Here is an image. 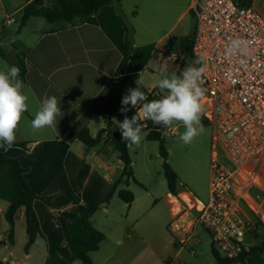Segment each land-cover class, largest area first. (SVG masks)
I'll use <instances>...</instances> for the list:
<instances>
[{
  "label": "crops",
  "instance_id": "obj_1",
  "mask_svg": "<svg viewBox=\"0 0 264 264\" xmlns=\"http://www.w3.org/2000/svg\"><path fill=\"white\" fill-rule=\"evenodd\" d=\"M194 1L191 0L177 20L193 9ZM26 4V0H10L13 10L6 14L0 0V42L15 38L10 49L0 47L4 54V58L0 57V71H7L15 65L18 55H23L22 91L28 97V110L19 123L15 140V143L26 142L27 145L25 148L13 146L5 151V155L25 169L23 176L39 197L32 207L42 237L36 238L28 252L24 251V210L20 209L17 220L22 221L24 232L16 235L14 230L12 242L7 235H0V264H82L64 241L57 221L60 212L87 219L103 233L99 248L89 254L91 264H214L213 257L205 263L198 259L190 262L180 259L187 244L174 242L172 234L183 238L188 230L194 233V214L190 213L191 206L187 202L191 199L193 205L199 201L182 182L177 179L175 194L167 190L162 200L154 203V207L161 202L167 208V221L149 214L148 202L140 193L135 196L131 184L136 183L132 181L127 186L119 184L116 187V192L128 189L134 193L131 204L123 202L116 192L105 204L104 200L122 170L110 134L103 133L101 140L91 148L76 138L83 129L95 137L105 127L102 117L95 113V107L113 97L117 82L135 88L140 73L144 79V92L157 88L151 65L161 54L166 55V59L172 54L170 40L163 44V39L177 22L169 25L176 0H121L75 25L49 24L32 17L22 29L12 32L8 27L13 22L3 25V20L18 13L20 22ZM251 5L264 17V0H252ZM30 21H34L33 26L25 30ZM125 26L131 32L132 52L124 72L117 76L125 47ZM159 28L163 32L157 35ZM50 96L60 101L62 116L56 118L54 127L34 131L31 121L42 101ZM111 121L118 124V115ZM169 196L176 202L177 211ZM137 198L143 199L142 204H138ZM15 199L13 182L2 173L0 226L7 234L4 211L8 202ZM242 213L249 219L256 217L244 207ZM262 217L264 219V215ZM181 218L175 228L174 223ZM66 225L70 236L88 239L87 230L77 221L69 218ZM252 239L253 243L247 244V248L257 244ZM16 247L22 251L15 252ZM188 254L195 253L189 250ZM244 262L264 264V250L246 257Z\"/></svg>",
  "mask_w": 264,
  "mask_h": 264
},
{
  "label": "built area",
  "instance_id": "obj_2",
  "mask_svg": "<svg viewBox=\"0 0 264 264\" xmlns=\"http://www.w3.org/2000/svg\"><path fill=\"white\" fill-rule=\"evenodd\" d=\"M42 1L49 4L53 0ZM192 11L190 56H168L179 63L177 75L186 67L180 58L191 65L197 57H205L201 118L212 130L208 199L190 208L193 221L207 231L220 256L232 259L247 248L244 237L251 235L253 218L245 217L242 208L256 217H262L264 208L250 196L251 187H257L251 178H259L258 166L264 163V17L239 0H195ZM12 22L9 16L3 25ZM233 41H239V46L229 51ZM128 89L117 87L116 91L125 95ZM139 107H130V111L136 114ZM120 108L114 115H122ZM146 121H142L144 126ZM175 130L165 128L164 132L171 135ZM185 234L173 241L184 244L193 238L192 230Z\"/></svg>",
  "mask_w": 264,
  "mask_h": 264
},
{
  "label": "trees",
  "instance_id": "obj_3",
  "mask_svg": "<svg viewBox=\"0 0 264 264\" xmlns=\"http://www.w3.org/2000/svg\"><path fill=\"white\" fill-rule=\"evenodd\" d=\"M27 4L22 8L20 16V26H24L29 18L37 17L42 18L45 22L52 24L58 22H65L69 25H75L80 22L83 18L94 15L98 13L103 7L119 3L121 0H53L49 4H45L42 0H26ZM240 5L249 6L252 0H239ZM193 15V11H190ZM131 32L125 26V47L122 59L116 70V75L120 76L126 66L127 62L131 57L132 44H131ZM191 41L187 43L185 54L187 57L190 56V45ZM0 57L4 58L3 52L0 50ZM15 66L20 68L19 79L23 81L25 73V64L23 60V55H18L15 62ZM119 88H129L128 86L116 83ZM145 94L149 101L160 99L163 96L156 94V89L150 90V92L145 91ZM124 93H116L108 101L95 107V113L104 119L105 127L101 129L95 137H91L87 129H83L78 132L76 138L85 145V147H93L96 145L102 137V134L108 132L110 134L111 144L113 146V151L117 154L118 159L122 163V170L119 178L114 182L111 192L105 198L104 203L107 204L110 198L115 194L116 187L119 184L127 186L130 181L138 184L135 180L132 170H131V160L128 155V147L126 143L122 141L121 132L118 128V124H112L111 119L113 118L115 111L121 107V99ZM124 115H118L120 122L123 121ZM126 115L131 118L133 114L128 111ZM202 120V119H201ZM203 121V120H202ZM165 128L162 125L154 124L151 120H147L145 126L143 127L144 132H146L145 140L155 141L158 145V155L162 159V173L166 181V186L168 192L175 194V187L177 183L178 176L175 171L170 167L167 162L168 153L164 145V139L162 134H164ZM26 142L14 143L13 146H19L25 148ZM5 173L10 177L14 184V192L16 194V199L9 201L5 211L4 219L8 224V240L12 242L14 227L17 220L18 212L20 209L24 210V225L26 241L24 245V251L32 247L37 237H42L38 220L33 210L32 204L35 199L39 197L33 192L31 187L26 182L23 174L25 169H23L15 159H11L5 155V151L0 149V178L1 174ZM118 198H120L126 204H131L134 196L128 189H121L116 192ZM48 204L49 201L45 200ZM73 219L85 227L89 237L87 240L72 237L69 235L67 230V219ZM58 224L61 227L64 241L73 254V256L78 259L82 264H91L89 257L90 252L96 251L99 248L100 242L103 240L104 235L102 232L94 228L92 223L76 214L70 212H60L57 215ZM261 228H264L263 224H258ZM252 227L250 234L253 238L257 239V244L248 248H243L237 257L228 259L220 256L217 250L214 248L212 242L210 244V252L214 259V264H244L245 258L253 254H261L264 250V236L258 237Z\"/></svg>",
  "mask_w": 264,
  "mask_h": 264
},
{
  "label": "rangeland",
  "instance_id": "obj_4",
  "mask_svg": "<svg viewBox=\"0 0 264 264\" xmlns=\"http://www.w3.org/2000/svg\"><path fill=\"white\" fill-rule=\"evenodd\" d=\"M190 2L191 0H176V7L172 10V16L169 22L170 26L177 20L178 16L186 10ZM2 3L4 5L3 9L5 10L6 14H10L13 10V8L10 6V0H2ZM19 15L20 14L17 13L11 16L13 19L16 20L8 27V29L12 32L23 28L20 26ZM33 20H40L43 22L42 18ZM33 24L34 21H30L25 27V30L30 29ZM193 24L194 18L192 13L190 12L186 13L182 18L177 20L173 30H171L169 32V35L163 39V44L166 43V40H170V53L176 54L179 57H182L180 55H182L183 53L185 54L184 51L186 49L187 43L191 40V31ZM161 30L162 28L157 29V35L163 32ZM165 56L166 55L161 54V57L155 59V61L151 65V69L154 71L155 85L156 81L160 78L159 70L162 66L167 67L169 74L173 72L176 73V71L179 70L178 62H172L169 57L167 59L164 58ZM179 61L183 62V66L189 65L187 62H185V60H182L181 58ZM156 94L164 96L167 93L166 91L161 90L157 86ZM202 120L201 124L203 125L204 132L201 135L197 136L191 144L185 145L179 139L180 135L185 131V128L182 124L174 125L173 127H175L176 130L171 135L164 132L163 139L165 148L168 153L167 162L177 174L178 180L182 182V185L186 187V190L190 191L200 202L204 203L208 199L209 160L212 130L211 126L207 122ZM142 137L143 138L139 147L134 146L133 149L128 148V155L131 160V170L133 176L140 183L135 185L131 184V187L134 190L136 197H138V193H140L144 200L148 202L149 214L155 215L156 217H160L162 220L167 221V208L163 205V203L160 202L154 207L155 201L157 200V202H159L160 199L162 200L164 194L167 192L166 181L163 177L161 168L162 159L158 155V145L155 141L145 140L146 132L144 131H142ZM262 160L264 162V157L262 158ZM258 167H260L258 171L259 178L257 176L251 178L253 182H256L255 184L257 187H251L250 196L255 200V204L257 206H260L261 202L264 204V163H260ZM170 197L171 196H169V198ZM172 198H170V201L174 204V210L177 211V204L175 201L173 202ZM137 202L138 204H142L143 199L137 198ZM187 203L189 204V206H192L191 201H188ZM249 203L253 208H255V204H253V201L249 200ZM190 213L194 214L192 211ZM260 215L261 214L254 218L252 217L253 220H251L253 222L251 227L255 228L256 226V229L253 230L255 234L261 238L264 236V228L258 226V224H262ZM262 215H264V208ZM181 220L182 218L178 219L174 223L175 228L177 226V222ZM262 220L264 222L263 217ZM22 226V221L16 220L14 227L16 235H19L21 233ZM1 229L2 228L0 226V235L3 237H6V235L8 236L6 231ZM23 232L24 231H22V233ZM192 236L193 238L190 241L186 242L187 245L185 246L180 259L184 261L187 260L188 262L194 259H198V261L200 260L203 263L208 260H211V238L207 231L200 225H196ZM172 237L178 238L176 233H173ZM253 241L254 240L252 239V237L248 235L244 237V242L246 244L253 243ZM190 249H192L195 254L189 255L188 251ZM17 251L22 250L21 248L16 247L15 252Z\"/></svg>",
  "mask_w": 264,
  "mask_h": 264
},
{
  "label": "clouds",
  "instance_id": "obj_5",
  "mask_svg": "<svg viewBox=\"0 0 264 264\" xmlns=\"http://www.w3.org/2000/svg\"><path fill=\"white\" fill-rule=\"evenodd\" d=\"M12 43H15V38L0 42V47L10 49ZM238 46L239 41H233L229 51L235 50ZM204 61L205 57H197L180 75L175 72L169 74L167 67L162 66L156 85L167 94L151 101L143 91L144 79L140 73L138 74L135 80L136 87L129 88L121 100L120 112L125 115L123 121L118 123V128L126 147L133 149L134 146H140L143 138V120H151L164 128L182 124L185 131L179 139L185 145L191 144L204 132L201 124L204 111L202 101L206 94V89L202 87V76L206 70ZM19 74L20 68L15 65L8 67L7 71H0V149L4 151L13 147L16 130L23 114L28 110V97L22 91L24 85L19 79ZM137 105L140 107L136 114L129 118L126 113L130 111V107L136 108ZM61 116L60 101L55 96L46 97L35 113L31 127L34 131L54 127L56 118Z\"/></svg>",
  "mask_w": 264,
  "mask_h": 264
},
{
  "label": "bare ground",
  "instance_id": "obj_6",
  "mask_svg": "<svg viewBox=\"0 0 264 264\" xmlns=\"http://www.w3.org/2000/svg\"><path fill=\"white\" fill-rule=\"evenodd\" d=\"M190 199V198H189ZM190 201H191V199H190ZM191 203H192V201H191ZM186 235V234H185Z\"/></svg>",
  "mask_w": 264,
  "mask_h": 264
},
{
  "label": "water",
  "instance_id": "obj_7",
  "mask_svg": "<svg viewBox=\"0 0 264 264\" xmlns=\"http://www.w3.org/2000/svg\"><path fill=\"white\" fill-rule=\"evenodd\" d=\"M162 136H163V134H162Z\"/></svg>",
  "mask_w": 264,
  "mask_h": 264
}]
</instances>
